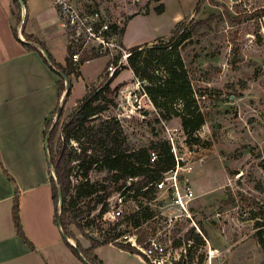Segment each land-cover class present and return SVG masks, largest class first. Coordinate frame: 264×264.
Segmentation results:
<instances>
[{"label": "rangeland", "instance_id": "rangeland-1", "mask_svg": "<svg viewBox=\"0 0 264 264\" xmlns=\"http://www.w3.org/2000/svg\"><path fill=\"white\" fill-rule=\"evenodd\" d=\"M71 1L82 10L102 11L109 19L123 24L131 15L162 3V0ZM212 1L217 5L210 0H164L161 13L149 9L153 11L156 29L145 27L149 36L155 34L166 42L176 15L185 14L180 20L192 21L210 17L208 27H195L197 30L190 37L176 42L186 64L193 97L205 115L204 124L187 136L179 117L156 120L157 109L150 99L140 96L142 83L129 68L119 71L117 80L124 84L114 96V105L100 116L123 148L145 146L160 139L168 142L175 162L179 160L177 187L193 189L194 196L186 210L173 203L169 190L154 188V192L145 196L125 197L123 214L137 211L141 220L138 227L129 225L122 215L118 220L100 217L101 204L89 216L94 221L88 225L81 223L86 235L100 240L105 235H118L119 242L139 238L144 244L148 238H155L166 247L168 262L264 264V250L256 236L258 229L264 235V0ZM135 29L133 26L127 30L131 35ZM105 61L98 58L84 67L79 83L73 82L65 106L74 98L81 99L86 84L92 83L99 73L107 75L103 70ZM152 66L156 67L155 61ZM115 83L111 86L115 87ZM138 103L142 107L136 109ZM169 105L181 107L180 102ZM50 120L56 121L55 116ZM68 147L78 145L71 140ZM74 174L71 194L73 185L80 180ZM89 179L104 181V173L92 171ZM111 202L112 196L105 200L108 210ZM86 204L87 199H82L76 207L86 209ZM61 206L58 201L57 207ZM70 228L79 239L86 240L74 225ZM190 228L200 234L202 241L190 242V250L186 251L184 234Z\"/></svg>", "mask_w": 264, "mask_h": 264}, {"label": "crops", "instance_id": "crops-1", "mask_svg": "<svg viewBox=\"0 0 264 264\" xmlns=\"http://www.w3.org/2000/svg\"><path fill=\"white\" fill-rule=\"evenodd\" d=\"M161 2L164 6V0ZM14 5V0H0V163L8 173L6 175L0 167V264H88L82 256L72 252L55 220L50 187L52 172L47 161L44 134L46 121L55 116L57 106L61 104L62 107V122L80 100L74 98L65 106L71 96L73 82L79 83L87 64L76 68L78 76L74 73L67 76L71 84L70 94L66 96L63 91L59 97L57 83L60 78L56 71L43 61L36 50L28 49L22 43L24 35H32L44 44V51L56 64L66 67L68 39L58 8L52 0H22L20 9ZM154 7L150 5L146 12L133 14L123 24L125 30L121 43L125 48L151 43L157 38L155 34L149 36L145 29L146 26L153 31L156 29L153 11L149 10ZM18 13L19 19L16 18ZM183 16L176 15L174 26ZM133 26H136V31L130 35L127 29ZM14 28L19 39L13 33ZM37 48L43 54V50ZM104 66L105 63L103 70ZM100 75L90 84L98 82ZM117 79L118 76L113 80L115 85L122 83ZM16 194L19 221L30 245L16 233L12 219ZM74 235L83 248L90 246L87 239L81 240ZM67 241L71 245L76 244L73 238ZM90 255L96 256L102 264H150L142 255L113 243L92 248Z\"/></svg>", "mask_w": 264, "mask_h": 264}, {"label": "trees", "instance_id": "trees-1", "mask_svg": "<svg viewBox=\"0 0 264 264\" xmlns=\"http://www.w3.org/2000/svg\"><path fill=\"white\" fill-rule=\"evenodd\" d=\"M210 1L217 5L214 1ZM14 4L16 9H20L18 0H14ZM198 4L196 5V10L198 9ZM163 9L162 3L154 7L157 13H161ZM18 17L19 13L16 15V18ZM209 24L210 17L196 21H192V19L180 20L175 24L172 34L166 42L157 38L151 43H143L127 48L129 52L127 65L121 68L131 69L134 76L141 81L147 96L157 109L155 119L168 120L172 116L179 117L180 124L187 136L193 134L204 124L205 115L193 97V88L188 78L186 64L177 49L176 42L178 40H186L190 37L189 34L196 32L197 28L208 27ZM124 30L125 26L121 28V35ZM185 32L187 34H184ZM13 33L19 39L16 28L13 29ZM24 37L26 41H31L35 45H31L26 41H22V43L28 49L36 50L43 61L47 63L45 57L37 48L38 46L45 50L44 44L32 35L26 34ZM168 47L169 49H167ZM47 55L52 65L64 75L69 76V74L74 73L78 76L77 67L73 65L69 57L67 58L66 67H62L56 64L48 53ZM153 61H155L156 67L152 66ZM50 68L53 70L52 67ZM120 70L113 72L110 77L101 74V80L98 85H88L83 98L77 101L70 114L62 122H60L62 107L59 108L57 106L54 112V115L58 112L56 121L52 123V120H47L44 131L45 146L48 150V165L49 167L50 164L52 165L55 174V177L53 175L50 176L52 199L55 205V220L57 222L59 218L64 234L68 238L75 239V245L69 244L67 239H65L72 252L78 257H80L81 253L91 264H102L96 256L90 255V250L101 244L113 243L121 249L142 255L129 242L117 241L118 235H105L102 240L86 235L83 231V224L88 225L89 222L94 221V218L89 220V216L98 208L99 204L101 206L98 215L101 217L108 210L105 200L113 193L121 191L124 187L135 190V195L141 194L145 196L154 192L152 186H149L146 190L142 189L149 183L159 180L163 173L172 169L175 165V159L166 140L152 141L148 145L135 148H129L128 146L123 148L122 144H119L115 139V134H112L113 131L106 127L107 121L101 120V114L114 105V96L124 84L119 83L115 87L111 86ZM58 76L60 78L57 83L58 96L60 97L62 92L65 91V84L62 76L59 74ZM70 88L71 84L69 82L66 96H69ZM169 102H180L181 107H171ZM71 140L77 143V148L68 147V143ZM151 152L156 154V159L153 161L150 159ZM0 167L8 175L1 163ZM92 171L104 173V181H91L89 173ZM73 174L80 180L73 185L75 189L71 194V177ZM8 177L13 181V178ZM132 179L134 181L130 183ZM128 182L129 184H127ZM100 190L103 193H98ZM59 193L62 201L61 208L57 207ZM82 199H87L86 209L76 207L77 203ZM18 205L16 194L13 199L12 219L16 233L25 243L30 245L19 221ZM136 212L122 213L127 223L134 227L140 226L141 222ZM81 222L84 223L82 224ZM255 223L256 228H259L258 221ZM71 225H74L85 239L89 241L90 246L87 249L83 248L78 239L75 238L70 228ZM202 229L200 228L201 231H203ZM256 236L264 250V235L261 229L257 230ZM137 241L139 243L143 242L139 238ZM201 241L202 237L200 234L194 233L193 228L188 229L184 234V243L187 245L185 246L186 251L190 250V242ZM175 244L178 245L179 242ZM178 262L167 261L164 264H178Z\"/></svg>", "mask_w": 264, "mask_h": 264}, {"label": "built area", "instance_id": "built-area-1", "mask_svg": "<svg viewBox=\"0 0 264 264\" xmlns=\"http://www.w3.org/2000/svg\"><path fill=\"white\" fill-rule=\"evenodd\" d=\"M52 1L58 8L62 26L66 30L69 58L74 66L79 67L82 64H88L96 58H105L104 70L110 77L113 72L127 65L129 52L121 43L123 23L120 20H111L99 10L81 11L70 0ZM140 96H145L149 100L143 87ZM141 107L142 104L138 103L136 109ZM150 155L151 161L156 159L154 152H151ZM178 170L179 160L176 159L172 169L163 173L159 180L149 183L142 190L148 189L149 186L156 190H169L172 193L173 203L186 210L187 203L193 198L194 193L192 187H177V181H179L177 177ZM166 183L169 187H166ZM134 193L135 190L128 187H124L115 194L113 193L111 195L113 202L110 203V209L104 212L101 217L118 220L123 213L122 207L125 203V197ZM125 242H129L130 245L138 249L150 264H164L167 262L165 259L166 247L155 238H148L144 244L139 243L136 238Z\"/></svg>", "mask_w": 264, "mask_h": 264}, {"label": "water", "instance_id": "water-1", "mask_svg": "<svg viewBox=\"0 0 264 264\" xmlns=\"http://www.w3.org/2000/svg\"><path fill=\"white\" fill-rule=\"evenodd\" d=\"M18 1H19V3L22 5V0H18ZM22 40H23V39H22ZM24 41H25V40H24ZM26 42L29 43V44H33L31 41H26ZM42 50H43V49H42ZM43 56L45 57L47 64H48L50 67H52V68L56 71V73L59 74V75H61L62 78L64 79V84H65V91H64V93H66V90H67V88H68V78H67V76L64 75L59 69H56V68L52 65V62L50 61V59H49L47 53H46L44 50H43ZM58 107L61 108V104H60ZM58 110H59V109H58ZM57 117H58V112L55 114V118H57ZM54 122H55V121H54ZM46 150H47V148H46ZM47 151H48V150H47ZM50 167H51L52 175L55 177L54 170H53L51 164H50ZM133 181H134V179H132V180L130 181V183H132ZM58 201H59L60 203H62V201H61V197H60V193H59V199H58ZM57 222H58L59 228H60L61 231H62V234H63L64 238H65V239H68V237H67V236L64 234V232H63L62 226L60 225V219H59V218H58ZM80 256L83 257V259H84V261H85L86 263L91 264L90 262H88V260H87V259H86L81 253H80Z\"/></svg>", "mask_w": 264, "mask_h": 264}]
</instances>
